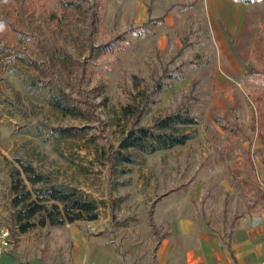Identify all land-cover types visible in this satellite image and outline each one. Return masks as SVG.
<instances>
[{"label": "rangeland", "instance_id": "rangeland-1", "mask_svg": "<svg viewBox=\"0 0 264 264\" xmlns=\"http://www.w3.org/2000/svg\"><path fill=\"white\" fill-rule=\"evenodd\" d=\"M98 1L97 43L135 29L124 48L92 60L81 82L77 64L86 45L80 23L74 12L60 17L53 0L48 15L36 8L30 23L53 60L52 81L39 86V71L15 53L0 67V234L8 231L0 257L10 264H97L109 249L121 264L135 252L142 255L133 256V264H152L168 213L225 232L239 214L264 206V102L260 117L252 99L253 90L263 98L264 87L245 72L258 65L253 42L264 30V0H234L244 4L235 34L207 0ZM154 17L161 19L142 25ZM20 43L35 57L34 47ZM55 47L68 52L67 60H58ZM158 80L161 89H155ZM59 90L84 96L91 117L51 105L48 94ZM174 110L197 118L179 127L193 134L184 144L120 147L130 128L152 126ZM66 126L74 132L59 135ZM17 157L52 181L79 188L96 202L97 217L21 231L10 190Z\"/></svg>", "mask_w": 264, "mask_h": 264}, {"label": "trees", "instance_id": "trees-1", "mask_svg": "<svg viewBox=\"0 0 264 264\" xmlns=\"http://www.w3.org/2000/svg\"><path fill=\"white\" fill-rule=\"evenodd\" d=\"M50 0H0L4 13H0V31L6 36L7 42L0 44V67H3L7 57L14 54V59L27 63L30 67L39 71L42 78L39 86H47L53 75V60L47 58V53L41 38L32 31L30 23L36 8L48 15L47 3ZM57 6L60 17L66 18L70 12H74L79 29L85 38L86 53L78 61L77 71L80 73L78 82H81L84 74L92 65V60L107 54L115 53L124 48L126 35L135 28L130 27L122 31L113 32L109 37L97 43L95 41V30L100 20V3L98 0H53ZM148 11L150 9L148 8ZM161 17L150 18L143 22L159 21ZM15 40V43L9 41ZM20 41L29 47H34L35 57L30 56L22 50ZM58 60H67L68 52L61 51L55 47ZM253 54L258 65H247L245 72L249 74L251 82L264 87V30L256 35L253 42ZM5 59V60H4ZM77 73V74H78ZM76 74V78L77 75ZM163 75V74H162ZM161 75V76H162ZM171 76L172 74H166ZM32 79L30 82L35 83ZM37 83V82H36ZM158 80L155 89H161ZM81 96V97H80ZM74 97L58 91L48 94V101L54 107L63 112H71L90 118L92 105L80 95ZM252 99L260 117L263 114L260 94L252 92ZM197 123V118L186 111L174 110L155 119L152 126H137L130 128L127 134L120 140V147H136L146 151H154L160 148H170L174 145L184 144L190 139L192 132L180 131L181 125H192ZM229 130H233L232 127ZM74 132L71 126L62 127L59 135L68 136ZM122 157H126L122 154ZM17 166L10 170L11 204L15 209L14 218L21 231L35 224H61L65 221L76 219L91 220L97 217V204L94 200L86 198L82 191L73 185L64 186L52 181L48 175L37 171L28 161L16 158ZM23 174V175H22Z\"/></svg>", "mask_w": 264, "mask_h": 264}, {"label": "crops", "instance_id": "crops-1", "mask_svg": "<svg viewBox=\"0 0 264 264\" xmlns=\"http://www.w3.org/2000/svg\"><path fill=\"white\" fill-rule=\"evenodd\" d=\"M223 13L231 34L239 31L243 3L234 0H207ZM151 214V212H150ZM157 240L152 264H264V206H254L239 214L227 231L208 227L203 221L172 217ZM151 225H153L151 223ZM97 264H121L113 249ZM126 263L133 264V256ZM0 264H10L0 257ZM136 264H146L140 260Z\"/></svg>", "mask_w": 264, "mask_h": 264}, {"label": "built area", "instance_id": "built-area-1", "mask_svg": "<svg viewBox=\"0 0 264 264\" xmlns=\"http://www.w3.org/2000/svg\"><path fill=\"white\" fill-rule=\"evenodd\" d=\"M7 233H8V231L7 230H4L3 232H1V234H0V241H1V243H3V244H6V240H5V236L7 235Z\"/></svg>", "mask_w": 264, "mask_h": 264}]
</instances>
